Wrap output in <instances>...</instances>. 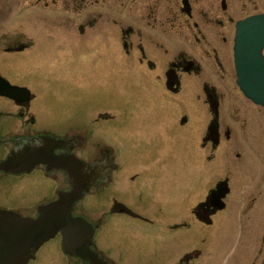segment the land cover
Segmentation results:
<instances>
[{"label": "flooded vegetation", "instance_id": "1", "mask_svg": "<svg viewBox=\"0 0 264 264\" xmlns=\"http://www.w3.org/2000/svg\"><path fill=\"white\" fill-rule=\"evenodd\" d=\"M9 1L0 0V12ZM124 1L137 4L139 15L104 16L93 9L77 22L80 53L102 58L96 50L101 45L104 63L114 71L100 99L74 115L53 113L54 102L45 98H54L60 86L47 78L52 64L41 59L45 63L36 65L44 48L66 45L73 53V43L43 36L26 15L0 31V77L28 90L26 99L0 95V208L36 216L37 206L58 192L84 185L73 210L92 223V249L108 264H193L202 256L200 243L183 244L175 236L179 228L192 231L189 219L205 231L200 242L213 238L225 250L234 241L233 247L243 239L249 244L240 234L230 236L247 232L259 247L245 264H264V115L230 111L239 98L260 107L237 86L232 46L235 22L264 11L226 28L224 19L211 14V0H205L208 11L197 0ZM227 1L221 0L223 12ZM119 70L135 83L113 82ZM124 91L141 94L142 108L127 111L135 103L119 97ZM181 148L200 150L201 175L178 157ZM101 234L105 245L98 242ZM54 240L63 254L61 239ZM63 256L67 264H84L79 256Z\"/></svg>", "mask_w": 264, "mask_h": 264}, {"label": "rangeland", "instance_id": "2", "mask_svg": "<svg viewBox=\"0 0 264 264\" xmlns=\"http://www.w3.org/2000/svg\"><path fill=\"white\" fill-rule=\"evenodd\" d=\"M10 0L8 3L3 6L1 12H0V19L3 17V25L1 23L0 31L1 30H7L8 28H11L15 26L13 23L14 20H12L15 17H22L24 15L31 16L36 20V28L37 32H41L44 36L45 34L52 33L54 36L53 38H60L65 40L64 43L72 42L73 43V53H71V50L68 49L66 45H58L56 48H54L52 51L48 52L43 49L42 57L40 59L36 60L37 68L40 67L41 64L45 63L43 60H46V63L52 64L51 66V72L48 73V77L46 76L45 71L43 74L50 79L51 81L55 82L57 86H60L59 93H55L53 96L54 98L46 97V101H52L54 102L53 113L59 114L60 112L67 113V115H74L75 112L80 111V113L86 108H88L91 104L97 101V99H100L99 95H101L107 88V86L110 83L109 76L111 74V71L113 72V68H108V65L104 63L106 57L102 55V46L97 45L96 50L98 53L102 56V58L99 55L94 54V51L90 53H80V33L78 29L77 22L80 21L81 16L86 14L87 11H93V9H98L102 11V14L104 16H115L116 17H134L136 15H139L140 8H138L137 4H134L133 6H129L128 1H122V0H100V2H90L86 3L87 6L83 5L80 0ZM199 3H201L206 9H207V1L205 0H197ZM213 1V2H212ZM88 2V1H86ZM209 2V1H208ZM212 7H211V14L214 16H218L221 19H224L227 23L226 28L232 27L234 21L236 18L245 16L249 13L262 10L264 11V0H228L227 5L230 4V7L228 9V12H223L221 9V0H211ZM46 3V4H45ZM234 7H232V5ZM129 6V7H128ZM209 8V7H208ZM236 10V12L234 11ZM208 11V9H207ZM210 15V13L208 12ZM233 16V18L229 21H227V17L230 15ZM45 21L48 22L45 24ZM50 25V27L47 26V29H43L44 26ZM231 30V29H230ZM230 30L227 32L230 33ZM88 32V29H86ZM226 34V33H224ZM231 34V33H230ZM73 39H69V38ZM39 38V37H38ZM37 38V39H38ZM68 39V40H67ZM39 40V39H38ZM182 43V42H181ZM196 43L197 49L202 46V44ZM182 46L188 47V44L184 45L182 43ZM38 50H35V53ZM53 53L52 58L50 59V55ZM89 54V55H88ZM32 56V54L27 53L25 54L26 58H29ZM97 57V58H96ZM18 59V58H17ZM41 59H43L41 61ZM83 59V60H81ZM86 61H90L89 64H86ZM71 66L72 69L67 68H60V66ZM63 69V70H58ZM21 69V68H20ZM19 69V70H20ZM123 70H119V73H116L111 78L113 82L118 81V85H128L131 81L132 84L133 79L130 78V73L126 71L122 72ZM27 73V71L25 72ZM39 74V72H37ZM109 74V76H108ZM10 75L12 74V71H10ZM16 77L22 80H27L21 78L17 72L15 71ZM40 77V74H39ZM38 77V78H39ZM45 77V78H46ZM131 90L130 88H128ZM114 93L112 94V96ZM107 96V95H106ZM120 98H125L129 100H133L135 104L130 109H127V111H138L142 108V96L141 94L134 95L133 92L127 93L124 91V94L119 95ZM119 99V98H118ZM131 104V105H132ZM89 105V106H88ZM233 107L230 109L232 112H239L241 115H264V109L257 107L255 105H252L249 101L243 98H239L238 102H233ZM74 113V114H71ZM196 152V154H195ZM200 150L196 149V151H189L188 149H179L178 151V157L181 160H190L191 161V167H196V173L197 175H201L203 171V163L200 161L199 158ZM199 178V176H198ZM176 183H180V179H176ZM201 195L195 193V196H191V198H200ZM192 198V199H193ZM187 213H185V219L189 218V213L186 210ZM188 214V215H187ZM181 221V220H180ZM188 223L193 224L192 231H181L183 228L177 229L175 236H179L180 234V241H182L183 244H199L200 243V249L202 256L201 258L193 263L198 264L200 261H206L211 259L210 264H245L246 261H249V258H246V255L253 254L259 247L258 243L257 245L254 244L253 240L247 232H245V236L242 235L241 230L231 232L230 236H232L234 239L236 236L244 237L246 240H250V243L247 244V241H244V239L239 241V245L236 247L234 246V242L229 244L225 248L221 247L219 243H213L214 239L211 238L208 240H203L200 242L201 236L205 234V231L201 230L199 228V224L196 222H193L192 220L189 221L186 220ZM122 228H126V226L121 224ZM104 231L106 233L109 232V226L107 225L104 228ZM252 233V232H251ZM207 234V233H206ZM253 234V233H252ZM251 234V235H252ZM261 234V233H260ZM209 235V234H208ZM207 235V236H208ZM259 240V238H258ZM99 244H107V240H104L102 234L98 237ZM211 250L210 247H213ZM239 246H243V248H239ZM233 248V249H232ZM237 251V254H236ZM223 252V253H222ZM240 252V253H239ZM225 254L223 259L219 262H217V259L220 258V255ZM239 255L237 258L236 255ZM235 255V256H234ZM251 259V257H250ZM67 259L61 252H58V244L57 241H50L46 243L38 252L36 255V258L34 260H31L29 264H67ZM192 264V263H190ZM201 264H205L202 262ZM209 264V263H208ZM250 264V263H247Z\"/></svg>", "mask_w": 264, "mask_h": 264}, {"label": "water", "instance_id": "3", "mask_svg": "<svg viewBox=\"0 0 264 264\" xmlns=\"http://www.w3.org/2000/svg\"><path fill=\"white\" fill-rule=\"evenodd\" d=\"M264 13L249 15L235 24L233 57L237 84L245 97L264 108ZM0 95L18 99L28 90L10 85L0 77ZM216 125L212 123L211 128ZM84 185L61 191L57 199L37 207L35 217H24L0 208V264H27L31 253L43 242L60 233L66 253L90 264H108L91 249L92 225L73 215ZM83 264V263H82Z\"/></svg>", "mask_w": 264, "mask_h": 264}, {"label": "snow or ice", "instance_id": "4", "mask_svg": "<svg viewBox=\"0 0 264 264\" xmlns=\"http://www.w3.org/2000/svg\"><path fill=\"white\" fill-rule=\"evenodd\" d=\"M43 152H44V150H43V149H40V150H38L35 154L40 155V154H42Z\"/></svg>", "mask_w": 264, "mask_h": 264}, {"label": "bare ground", "instance_id": "5", "mask_svg": "<svg viewBox=\"0 0 264 264\" xmlns=\"http://www.w3.org/2000/svg\"><path fill=\"white\" fill-rule=\"evenodd\" d=\"M251 101V100H250ZM252 102V101H251ZM254 103V102H253ZM255 104V103H254ZM256 105H258V104H256ZM259 106V105H258ZM261 107V106H260ZM263 108V107H262Z\"/></svg>", "mask_w": 264, "mask_h": 264}]
</instances>
